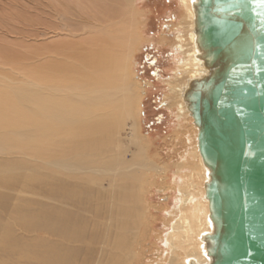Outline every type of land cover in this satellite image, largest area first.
Wrapping results in <instances>:
<instances>
[{
	"label": "bare ground",
	"instance_id": "1",
	"mask_svg": "<svg viewBox=\"0 0 264 264\" xmlns=\"http://www.w3.org/2000/svg\"><path fill=\"white\" fill-rule=\"evenodd\" d=\"M193 1L179 0L186 22L173 38L181 58L166 97L176 121L188 120L192 133L166 189L174 191V205L166 208L152 264L209 263L201 241L212 230L203 188L208 172L197 148L198 130L182 99L187 82L205 74L197 58ZM29 2L47 23L41 28L51 42L44 57L46 77L38 78V56L21 68L8 65L2 52L0 173L15 172L7 180L32 183L31 189L47 193L0 186L1 192L45 207L40 212L17 206L11 224L4 221L10 213L0 214V264H136L143 180L148 170H160L154 157L146 160L137 134L138 99L128 71L141 42L137 0ZM19 6L4 0L0 9L11 14ZM29 38L37 42V35ZM24 170L38 176H22Z\"/></svg>",
	"mask_w": 264,
	"mask_h": 264
},
{
	"label": "water",
	"instance_id": "2",
	"mask_svg": "<svg viewBox=\"0 0 264 264\" xmlns=\"http://www.w3.org/2000/svg\"><path fill=\"white\" fill-rule=\"evenodd\" d=\"M205 73L182 92L208 180V264H264V0H194ZM188 264H195L192 260Z\"/></svg>",
	"mask_w": 264,
	"mask_h": 264
},
{
	"label": "rangeland",
	"instance_id": "3",
	"mask_svg": "<svg viewBox=\"0 0 264 264\" xmlns=\"http://www.w3.org/2000/svg\"><path fill=\"white\" fill-rule=\"evenodd\" d=\"M3 1L0 0V5ZM26 1L16 0L20 6L11 14L6 9H0V59L2 52H4L3 56H7L10 60L8 65L22 68L26 64H33L35 57L38 56L37 60L39 59V61L34 64L40 69V73H38L40 79L42 73V76L46 77L44 72L48 61L46 62L45 58L48 55L47 48L51 42L47 40L44 36V30L41 29L42 26L47 25L43 20L44 16H39L33 12L32 2ZM136 9L140 22L137 31L141 42L129 62L128 71L130 82L133 85L132 90L138 99L135 103V112L138 116H136L137 134L140 142L144 147L146 146L144 150L147 157L149 156L146 160H153L154 157L158 167L160 166V170L158 172L148 170L143 180L144 190L142 191V201H140V203L142 202L140 210L143 213L141 218L143 221H141L138 229V245L136 244L135 251L137 250L136 264H152L157 260V237L162 231L166 210L174 205L175 193L166 189L174 174L175 161L177 162L184 147L187 146V135L192 133L190 122L184 120L179 124L175 118V107L169 105L166 100V97H169L168 81L177 69L178 60L181 58L175 50L173 38L176 29L180 25L183 26L186 21L179 0H137ZM5 20L8 22L6 23ZM41 20L44 23H39ZM3 22L4 25L2 26ZM26 23L28 25H25ZM36 35L37 42L28 40L29 37ZM145 64L149 66V69L144 68ZM3 70L2 74L11 75L8 71ZM125 147H128L131 152H136L132 145ZM14 174L16 173H0V186L6 190L30 194L32 191L40 193L37 195L44 194L43 191L47 193L46 190L31 189L30 187H35L32 183L28 187L22 181L19 184L7 180L13 179ZM21 175L38 176L29 170H24ZM44 179L46 180L45 177ZM8 192L0 191V214H11V211L17 206L26 211L31 209L40 212L45 211V207H41L38 203L32 204L31 201H34L32 198H16ZM32 194L34 195V193ZM18 199L20 202L17 201ZM85 218H90V215H86ZM4 221L11 224L13 221L12 214L11 218H5ZM96 221L100 224L99 220H93L95 223ZM17 233L20 234L21 232ZM3 235V230H0V237Z\"/></svg>",
	"mask_w": 264,
	"mask_h": 264
},
{
	"label": "trees",
	"instance_id": "4",
	"mask_svg": "<svg viewBox=\"0 0 264 264\" xmlns=\"http://www.w3.org/2000/svg\"><path fill=\"white\" fill-rule=\"evenodd\" d=\"M150 66H152V65H150ZM144 68H147V69H149V66H147L146 64L144 65Z\"/></svg>",
	"mask_w": 264,
	"mask_h": 264
}]
</instances>
